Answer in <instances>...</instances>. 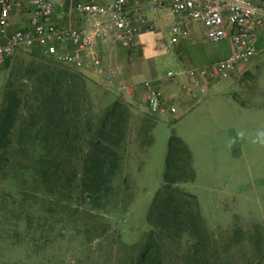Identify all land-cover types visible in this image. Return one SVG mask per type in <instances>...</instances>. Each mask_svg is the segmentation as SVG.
Returning <instances> with one entry per match:
<instances>
[{
    "label": "rangeland",
    "instance_id": "rangeland-1",
    "mask_svg": "<svg viewBox=\"0 0 264 264\" xmlns=\"http://www.w3.org/2000/svg\"><path fill=\"white\" fill-rule=\"evenodd\" d=\"M168 43L165 29L157 38L159 54L171 51L164 49ZM105 44L106 54H120L116 41ZM201 45L211 54H224L230 48L229 40L215 43L206 39ZM34 54L39 53L20 49L9 61L6 58L0 63V107L11 70L19 60L26 63ZM110 59L108 55L105 62L98 56L101 65L115 66ZM237 75L220 81L191 107L181 106L183 113L178 117L156 118L154 141L145 154L135 145L129 146L115 183L123 189L126 177L133 201L124 207L119 197L116 213L72 214L62 208L63 203L56 204L49 197L44 201L31 193L22 194L17 181L0 180V264H123L127 254L120 246L141 241L150 229L146 214L163 183L172 135L188 146L194 172L192 181L178 186L195 196L198 210L220 248L230 241L234 261H258V244L264 252V137L259 135L264 132V50L239 64ZM96 78L102 84L103 75ZM82 221L97 226V237L89 239L78 232ZM241 232L243 237L237 241Z\"/></svg>",
    "mask_w": 264,
    "mask_h": 264
},
{
    "label": "trees",
    "instance_id": "trees-1",
    "mask_svg": "<svg viewBox=\"0 0 264 264\" xmlns=\"http://www.w3.org/2000/svg\"><path fill=\"white\" fill-rule=\"evenodd\" d=\"M32 57L15 64L4 86L0 180L17 181L22 194L49 197L72 214L114 212L119 197L127 207L130 183L125 177L120 189L115 180L130 145L145 154L153 144L156 118L80 70ZM193 179L188 146L172 135L163 183L146 214L150 229L141 241L120 246L127 254L123 264H263L261 244L255 263L234 261L230 241L220 248L195 196L178 186ZM77 229L89 239L98 235L96 225L83 221ZM237 235V241L243 237Z\"/></svg>",
    "mask_w": 264,
    "mask_h": 264
},
{
    "label": "built area",
    "instance_id": "built-area-1",
    "mask_svg": "<svg viewBox=\"0 0 264 264\" xmlns=\"http://www.w3.org/2000/svg\"><path fill=\"white\" fill-rule=\"evenodd\" d=\"M57 0H0V63L20 49L37 51L55 63L73 68L84 65L83 52L89 53L94 62L98 55L94 48L101 40L115 39L121 47L128 48L141 32L158 29L157 22L149 12H168L173 18L171 39L164 46L170 50L181 26L199 21L205 28L206 38L212 42L229 39L232 52L225 58L203 66L180 67L168 72L171 81H178L186 90L191 107L211 89L215 81L230 78L241 63L258 55V34L250 27L257 9L255 0H76L74 10L83 17L89 27L69 25L65 28L52 22ZM29 9V25L12 27L13 10ZM258 19L257 23H262ZM107 86L114 84L111 73L105 75ZM146 87L147 113L154 118L168 115L178 117L183 113L176 96L167 94L151 80ZM136 86L123 83L119 86L121 96L127 100L134 97Z\"/></svg>",
    "mask_w": 264,
    "mask_h": 264
},
{
    "label": "crops",
    "instance_id": "crops-1",
    "mask_svg": "<svg viewBox=\"0 0 264 264\" xmlns=\"http://www.w3.org/2000/svg\"><path fill=\"white\" fill-rule=\"evenodd\" d=\"M105 2L108 0H97ZM76 0H57L52 16V22L65 28L69 25H84L89 27L85 19L79 16L75 10ZM254 5L257 12L254 14L250 27L258 34V49L260 53L264 50V0H255ZM12 27L10 31L18 27H26L29 25L31 12L29 9L13 10ZM148 16L156 21L158 29L153 32H141L128 48H123L115 39H106L99 41L94 51L106 61L109 55L110 61L115 63L112 67L100 61L94 62L89 53L83 52L84 65L82 71L89 77L97 80L96 77L103 75L101 82L104 87L116 92L120 95L119 86L123 83H131L136 86L134 97L128 101L137 102L140 108L147 112L146 107V87L144 82L151 80L155 85L161 87L167 94L176 96V101L180 106H184L188 101L187 92L183 89L178 81H171L167 74L171 70L180 67L203 66L210 64L216 60L227 57L232 52V45L224 54H211L201 48V44L206 40L205 28L199 21H192L181 26V33L176 37L175 42L170 46L171 51L168 54H159L157 38L162 35L165 29L169 32V40L171 39L170 28L174 23V18L168 12H149ZM258 19H263L262 23H257ZM116 41L120 48V54H106L108 45L106 41ZM165 49V48H164ZM16 54V52H15ZM167 68V69H166ZM244 72L248 71V67H244ZM111 73L114 76V84L107 86L105 83V75ZM237 71L231 77H237ZM230 77V78H231ZM228 79V78H227ZM225 80V79H222ZM218 80L211 84V89L217 87L220 83ZM210 89V90H211Z\"/></svg>",
    "mask_w": 264,
    "mask_h": 264
},
{
    "label": "clouds",
    "instance_id": "clouds-1",
    "mask_svg": "<svg viewBox=\"0 0 264 264\" xmlns=\"http://www.w3.org/2000/svg\"><path fill=\"white\" fill-rule=\"evenodd\" d=\"M241 135H242V133H241ZM259 135H260L261 137H264V132L259 133Z\"/></svg>",
    "mask_w": 264,
    "mask_h": 264
}]
</instances>
